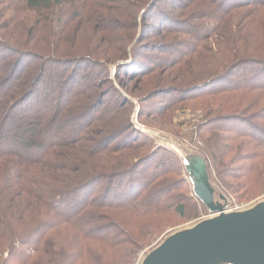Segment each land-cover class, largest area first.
<instances>
[{"label":"trees","instance_id":"16d2710c","mask_svg":"<svg viewBox=\"0 0 264 264\" xmlns=\"http://www.w3.org/2000/svg\"><path fill=\"white\" fill-rule=\"evenodd\" d=\"M107 1L116 4L115 15L118 12L130 20L128 29H136L157 11L156 34L147 27L142 37H161L157 48L165 56L154 64L158 69L137 64L132 53L136 32L110 36V50L101 52L97 45L106 33L85 42L88 29L99 23L96 13L105 17L109 11ZM163 2L4 1L0 264H133L138 252L165 230V218L187 221L202 216L205 206L194 194L180 190L191 186L180 156L151 136L143 137L140 130L132 131L131 99L105 105L103 83L87 71L95 64L102 66L99 76L105 71L108 76L110 65L117 64L118 77L124 75L120 84L138 98L136 116L148 125V116L171 117L169 110H195L199 107L192 105L203 102L205 113L198 130L215 148L211 159L222 161L220 182L226 188L230 185L226 179L254 172L243 186L260 185L259 194L264 193V106L251 111L264 103V0L181 1L176 4L190 20L172 18V22L190 26L185 29L165 24ZM18 9L26 14L22 23L21 15L16 16ZM181 34L191 36L184 44L188 46L179 55H168L166 45L178 44ZM167 60L159 76L164 84L137 93L140 76L155 75ZM173 76L175 80L165 82ZM215 95L227 96L224 109L236 110L208 114L205 107L210 104L205 99ZM217 138L233 143L246 138V144L261 152L250 154L248 145L243 153L260 157L258 162L228 172L224 146ZM140 184L144 185L141 190ZM247 195L246 200L257 196Z\"/></svg>","mask_w":264,"mask_h":264},{"label":"rangeland","instance_id":"374dc122","mask_svg":"<svg viewBox=\"0 0 264 264\" xmlns=\"http://www.w3.org/2000/svg\"><path fill=\"white\" fill-rule=\"evenodd\" d=\"M4 1L5 0H0V23L6 18L5 15H6L7 7L5 6ZM181 1L185 2V0H164L163 7L165 9L164 11H165V14L167 16V18H166L167 20L165 21V24H166V22L168 24L167 26L179 27L178 29L190 28V26H186L183 24L177 25L176 22H174V23L172 22V18L177 19L180 22H185V20H187V21L190 20L189 17L187 16V14L185 15L183 9L178 7L176 4V3H179ZM107 2H108L107 3L108 6H110L109 11L106 12L105 17L102 16L103 14L96 13L100 18L99 23L95 22V24H98V25L92 26L88 29V31L86 32L87 33L86 35L88 37H86V38H89V39L86 40L85 42L86 43H92L90 41V37H93L96 34H103V32L106 33V35H103V40L101 42V45H99V46L97 45V49H100V52H101L104 49L110 50L108 47V42L110 40V36L120 38V37H126L127 34H130L131 32H136V37H135V41H134V50H132L133 56L138 58L137 59L138 65H140L142 67L150 66V69H153L155 67L154 64L156 63V61L159 60L158 58L160 56H165V55H161V53L159 52V48H157L158 39L160 40L161 37L155 35L153 37L145 39L142 37V34L146 33L147 27L150 28V30L154 31L153 34H156L155 30H156V27L159 25V20H158L159 16L157 15V11L154 10L155 13L153 12V14H156V15L149 16L150 15L149 14L146 21H143L142 25L139 24V26L136 29H128L127 27L129 25L128 23H130V20L125 19V17L118 12L115 15L116 9H114V8H115L116 4L113 3L114 1H110V2L107 1ZM159 5H158L157 9L159 11L163 12L161 10V8L159 7ZM143 14L144 13H142V15ZM20 15H21V18H19V21H20V23H22L23 22L21 20L22 17L26 16V14L24 15V13L22 15V9H18V11L16 12V16H20ZM118 19L124 20V22H120ZM102 25H104L105 27H101ZM85 26H87V25H85ZM118 26L121 27L120 28L121 31H120ZM125 26H127V27H125ZM111 27H113V28H111ZM161 27H162V25H161ZM119 31L122 32V34L120 36H118L116 34V33H119ZM177 37H178L177 40H179V43H182L183 41L184 42L181 45H179V43L173 45V43L170 44V42L167 40L169 43L166 46H167V48H169V50L171 52L168 55H179V50H184L188 46V45H184V44L188 41V39H191L190 35L184 36L181 34L180 36L178 35ZM169 62L170 61L167 60L166 64H163L162 70H156L157 72H154L155 75L140 76L141 86L137 88L138 89L137 93L145 94L147 91H150V89L157 87V86H161V84H164V83H161L159 76L161 75L162 72H165V70H166L165 67L168 65L167 63H169ZM93 66H95V67H91L92 69L90 71L89 70H87V71H88V74H89V72H91L90 73L91 76L95 77L97 81H99L100 83H103V86L101 87L100 90H101V93H103L105 105H108L109 103H112L115 100H117V102L119 104L124 103L126 101V98L127 99L129 98L134 102L133 109H132L131 114L129 116V121L132 125V131L134 129L135 130L138 129L137 132L140 130L139 132H141L143 137L144 136H146V137L151 136L152 138H154V137L148 132L149 130L155 131V132H161V133L182 139L184 142L191 145L193 148L201 151L206 156V158L209 162V170H210L211 178H212L213 182L216 183L218 186H220L225 191V193L232 200L234 206L245 205L248 203L259 201V200L264 198V193L259 194L260 191H258V188L260 187V185L243 186V184H246V181L250 177L253 176L254 172L248 174L249 176L237 175V176L226 179L225 183L227 180L230 182V185H227L226 188L220 182L221 178L219 176V172L223 170V166L221 164L222 161L211 159V155L215 152V148H214V146H212L213 144L210 140L209 141L212 145H208V143L201 136V133L198 130L199 124L202 121V119L204 117V113H205L202 110V109H204L203 108L204 107L203 102L194 103L192 105L193 107H199L201 109L197 108L194 110V109L189 108V107L185 108V109L176 108L173 113H171V110H169L168 115H171V117L164 116V118L163 117H152L151 118L150 116H148V118H149L148 119L149 125H148L144 122H141V118H138L136 116V114L138 113V110L140 109V104L138 102V98L133 96V95H129L128 90L120 84V79L124 75H120V78L118 77L117 64L115 63V64L110 65L108 76H107V71H105L104 75L99 76L98 70H100L102 67L100 64H95ZM154 69H158V68L155 67ZM193 75L194 74L189 75V77L193 78ZM174 78L175 77L173 76V77L167 79L165 82H167L168 80L169 81L175 80ZM187 81H189V80H187ZM128 86H129V84H128ZM114 88H116L122 92L123 98L118 95L119 92ZM110 90H112L111 93H109ZM151 100H154V99H151ZM157 100L161 101V97L158 96ZM205 102H209V104H210V107H208V106L205 107L207 109L205 111L208 112V114H211V113H216L218 115L223 114V113L227 114L228 112H230L232 110H236V109H229V110L224 109V105L227 102V96H225V95L210 96L209 98L205 99ZM211 103H214L215 107H211ZM237 104H239V103H237ZM263 106H264V103H262L259 107L255 108V109H251V111H253V110L255 111L258 109H259V111H261V110H263V108H262ZM239 111H241V109ZM107 113L108 112H105V116L107 115ZM213 116H216V115H213ZM125 133H127V132H125ZM221 134L225 135V133H221ZM206 137L209 138L208 135H206ZM154 139L159 145H161L156 138H154ZM217 140H218V138H217ZM218 141H219V143H221L224 146L223 150H225V155H226L225 166L228 167V172L233 171L232 173H234L236 170H239L241 166L242 167L247 166V165L251 166L254 163H257L258 159L260 158V157L259 158L258 157L257 158L247 157V154L243 153V151H245V149H246V148H244V146H248V145L249 146L247 147V149L250 152H252L250 154H254V151H256V150H258L257 153L261 152L259 147H256L255 145H251V144H246V142L248 141L246 138L245 139L240 138L235 143H233L229 140H226V139L225 140H218ZM228 144H232L233 147H231L229 149L226 148V146ZM161 146L164 148H167L168 150H172L165 145H161ZM240 147H241V149H240ZM172 151H174V150H172ZM174 152H176V151H174ZM180 158H181V156H180ZM181 160H182V158H181ZM230 161L232 163H229ZM263 161H264V158H263ZM175 165H177V164H175ZM263 165H264V163H263ZM149 169L151 170L152 168L150 167ZM184 169H185V167H184ZM184 175H185L186 180L188 179L187 181L190 182V179L188 177V174L186 173V170H185ZM179 176L175 175V178H178ZM261 176H264V169L261 170ZM263 179H264V177H263ZM190 184H191V182H190ZM189 187L191 189V194H190ZM142 188H144V185H141L139 189L141 190ZM89 190H91V187L86 188L85 193L88 194ZM180 190L187 191V193L189 195L194 194V193H192V190H193L192 185L190 186L189 184L183 185L180 188ZM247 193H254L257 196L253 199L246 200V197L248 196ZM201 215L202 216H200L196 219H190L187 221H182L181 219H178V218H177V220L165 218V226H164V227H166V228H164L165 230L163 232H161L157 237L153 238L152 242L147 243V245L144 246L138 252L137 257L134 258L133 264H137L138 260L148 250L152 249L155 245H157L170 232L174 231L175 229H177V228H179L185 224H188L189 222L197 221V220L202 219L203 217L207 216L208 211L206 208L201 212ZM147 238H148V236H147ZM6 255H7V253L5 254V256Z\"/></svg>","mask_w":264,"mask_h":264},{"label":"water","instance_id":"95a60500","mask_svg":"<svg viewBox=\"0 0 264 264\" xmlns=\"http://www.w3.org/2000/svg\"><path fill=\"white\" fill-rule=\"evenodd\" d=\"M182 158L208 215L167 234L137 264H264V198L234 206L213 182L206 156L182 139L148 131Z\"/></svg>","mask_w":264,"mask_h":264}]
</instances>
